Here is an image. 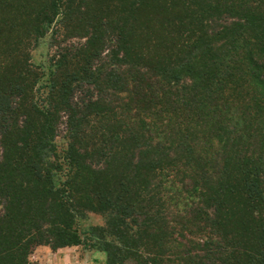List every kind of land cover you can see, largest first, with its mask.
Listing matches in <instances>:
<instances>
[{
  "label": "trees",
  "instance_id": "1",
  "mask_svg": "<svg viewBox=\"0 0 264 264\" xmlns=\"http://www.w3.org/2000/svg\"><path fill=\"white\" fill-rule=\"evenodd\" d=\"M84 244L264 264V0H0V264Z\"/></svg>",
  "mask_w": 264,
  "mask_h": 264
},
{
  "label": "rangeland",
  "instance_id": "2",
  "mask_svg": "<svg viewBox=\"0 0 264 264\" xmlns=\"http://www.w3.org/2000/svg\"><path fill=\"white\" fill-rule=\"evenodd\" d=\"M48 49L46 43L35 53L38 64L45 60ZM81 232L92 226L104 225L100 215L90 214L87 218L78 221ZM32 264H107L106 255L89 245L52 250L50 247H38L31 256ZM132 264V263H129Z\"/></svg>",
  "mask_w": 264,
  "mask_h": 264
}]
</instances>
